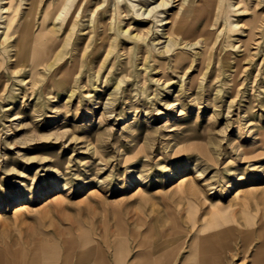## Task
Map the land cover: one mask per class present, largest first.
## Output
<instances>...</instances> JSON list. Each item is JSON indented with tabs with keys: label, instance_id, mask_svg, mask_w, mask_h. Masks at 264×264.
I'll use <instances>...</instances> for the list:
<instances>
[{
	"label": "rangeland",
	"instance_id": "obj_1",
	"mask_svg": "<svg viewBox=\"0 0 264 264\" xmlns=\"http://www.w3.org/2000/svg\"><path fill=\"white\" fill-rule=\"evenodd\" d=\"M47 1L32 38L43 30L48 52L15 68L0 51L1 227L51 210L89 222L91 207L105 215L125 199L155 221L187 196L233 202L264 187V21L249 23L232 0L184 36L186 0H73L61 25L45 20ZM160 237L150 225L146 249Z\"/></svg>",
	"mask_w": 264,
	"mask_h": 264
},
{
	"label": "crops",
	"instance_id": "obj_2",
	"mask_svg": "<svg viewBox=\"0 0 264 264\" xmlns=\"http://www.w3.org/2000/svg\"><path fill=\"white\" fill-rule=\"evenodd\" d=\"M105 207H91L89 222L51 210L43 222L0 226V264H264V187L233 202L187 196L184 209L171 201L155 221L140 201ZM155 224L165 253L147 262Z\"/></svg>",
	"mask_w": 264,
	"mask_h": 264
},
{
	"label": "bare ground",
	"instance_id": "obj_3",
	"mask_svg": "<svg viewBox=\"0 0 264 264\" xmlns=\"http://www.w3.org/2000/svg\"><path fill=\"white\" fill-rule=\"evenodd\" d=\"M12 1L13 0L3 1V2L8 3L9 6H8V12L6 14H0V19H1L0 22L3 19L4 20L3 22L5 24L4 25L5 29L1 30L2 39L0 41V48H1L0 51H2V53H4L8 58H10V60L14 64V67L17 68V67H23L29 61L35 62L36 60L42 58L45 55V53L48 52L49 47L45 43V40H44L45 32L43 30L40 29L37 31V33L34 32L36 33V35L34 36V38H32L33 22H34L35 15L38 11L39 5L41 3V0H18L16 3V6L14 8H11L13 7ZM25 1H28L27 10L23 13L22 18L18 19L20 14L23 12L22 4ZM74 1L73 0H55V3L53 4V0H48L45 3V10H44L45 20L52 19L53 22H57L58 20H60L61 25H63V23L65 24L68 23V21L72 17V14L71 15L70 13L67 14L64 8H67L69 7V5L74 4L73 3ZM82 1L83 0H76L75 8L80 7V6L87 7L89 5V2H92V0H87L83 5ZM231 1L232 0H186L183 5L184 11L178 17V22L180 23L181 26L179 29L177 28V30L181 32L182 34H184V36H186L188 33H190L193 30V25L196 22L202 21L203 26L201 28L200 33L207 31L208 26L212 24L214 21H216L218 18H221V16L223 15L222 14V8L224 6L223 4L226 2L225 4H228L229 6H231L232 5ZM236 6L239 7L241 11H244L242 12L244 14L243 16H246L245 19L246 20L248 19V22L249 20L253 22V23L251 22L249 23L255 25L254 23L256 21H259L261 23L264 21V11H261L262 9H264V0H236ZM102 10L104 12L107 10V8L105 7ZM247 10L251 11L250 14H246L248 13ZM251 32L252 31L250 30L249 33ZM250 36L252 35L250 34ZM12 41H13L12 55H8L9 53L8 47L9 45H11ZM56 185H57L56 183H53V187H55ZM240 190L241 188H238L235 193H239ZM14 199L18 203H21L19 202L21 199V195L15 196ZM19 205L20 206H17V208L14 209L15 211L25 207L24 204H19ZM82 234H81V238L85 236L84 234L82 236ZM85 240L86 239H84V241ZM84 241L83 242L81 241V242L85 244ZM159 245H161V242L155 241L153 245H150L151 247L149 249H146L147 262H153V261L157 262L162 257H164L162 256L163 255L162 252L154 253L156 248L161 247Z\"/></svg>",
	"mask_w": 264,
	"mask_h": 264
}]
</instances>
